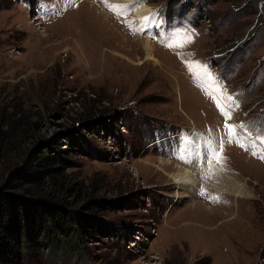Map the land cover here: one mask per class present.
Wrapping results in <instances>:
<instances>
[{
	"label": "rangeland",
	"instance_id": "rangeland-1",
	"mask_svg": "<svg viewBox=\"0 0 264 264\" xmlns=\"http://www.w3.org/2000/svg\"><path fill=\"white\" fill-rule=\"evenodd\" d=\"M146 2L158 21L151 56L127 2L117 14L105 0H0V110L29 119L7 164L33 142L65 149L68 207L94 221L80 244L59 237L57 250L17 249L2 264H264V0ZM176 33L191 42L167 47ZM193 129L207 153L190 198L157 160L188 166ZM209 141L223 144L244 197L203 178Z\"/></svg>",
	"mask_w": 264,
	"mask_h": 264
},
{
	"label": "trees",
	"instance_id": "trees-1",
	"mask_svg": "<svg viewBox=\"0 0 264 264\" xmlns=\"http://www.w3.org/2000/svg\"><path fill=\"white\" fill-rule=\"evenodd\" d=\"M81 111L87 116L86 109ZM28 122L26 115L16 110H0V264L17 249L57 250L59 237L68 245L80 244L94 222L68 207L76 184L64 177L65 149L49 141H42L45 146L39 148L33 142L7 164L5 151L12 148L13 132Z\"/></svg>",
	"mask_w": 264,
	"mask_h": 264
},
{
	"label": "bare ground",
	"instance_id": "bare-ground-1",
	"mask_svg": "<svg viewBox=\"0 0 264 264\" xmlns=\"http://www.w3.org/2000/svg\"><path fill=\"white\" fill-rule=\"evenodd\" d=\"M113 2H117L120 4H125L126 2L131 6V9H134V14L137 17L136 20L140 21L141 23L139 26V34L142 35L144 38L142 39L145 54L151 56L153 52L152 44L149 40L148 35H152L153 33L157 32L155 29L158 27L157 21V13L155 9H152L146 3V0H109ZM103 15V14H102ZM105 16V15H104ZM147 18V19H145ZM142 33V34H141ZM159 37V34L157 35ZM154 39V36H151ZM196 132V131H195ZM188 135V134H187ZM186 135V139L190 138ZM193 140L189 141V147L191 149L190 152V159L188 166H173L163 157L158 158V165L160 168L163 169H170L171 171L168 172L169 177L173 181V185L176 188H181L184 190L188 197H193L192 193L194 192V186L197 181L194 161L198 158L199 155L207 153L204 142L202 141V137L200 136L199 132L192 137ZM159 141V139L157 140ZM219 167V166H217ZM169 171V170H167ZM216 182L214 183L215 189L221 191L223 193H231L237 197H244L248 194L246 190V183L239 181L237 177H233L225 171H217L215 177ZM215 181V180H213ZM185 195V196H186ZM178 194L174 195L173 198L176 199Z\"/></svg>",
	"mask_w": 264,
	"mask_h": 264
},
{
	"label": "snow or ice",
	"instance_id": "snow-or-ice-1",
	"mask_svg": "<svg viewBox=\"0 0 264 264\" xmlns=\"http://www.w3.org/2000/svg\"><path fill=\"white\" fill-rule=\"evenodd\" d=\"M106 7L109 8V10L116 12L119 14L123 9L127 8V5L121 4H109L107 3V0H105ZM147 19V18H145ZM175 39H173L170 43H168L167 47H183L184 44L191 42V36L190 35H181L180 33L175 34ZM179 55V53H177ZM186 66L188 67L189 71L193 72L195 76L200 77L202 74L207 75L209 78H211L210 73L208 72V69L205 65H201L200 62H192L188 61L186 62ZM228 100H231L230 96L226 97ZM217 107L220 109L221 113L226 117L230 118L229 112L225 109V107L220 103L219 100H216ZM225 127L228 129V134L231 136L233 133L234 125L231 124H225ZM242 146V145H241ZM253 155H256L255 152L252 153ZM183 157H181L182 159ZM261 158H264V155H262ZM224 156H223V144L220 145V150L217 151L215 146L212 145V143L208 142V154H207V170L204 172V179H210L212 176L216 175L217 171H223V164ZM219 166V167H217ZM201 196H206V189L202 186L200 189ZM207 199L212 201H219V196L214 195H207Z\"/></svg>",
	"mask_w": 264,
	"mask_h": 264
}]
</instances>
